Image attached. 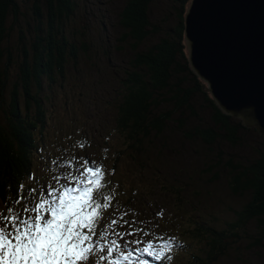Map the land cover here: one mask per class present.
Masks as SVG:
<instances>
[{"label": "trees", "instance_id": "1", "mask_svg": "<svg viewBox=\"0 0 264 264\" xmlns=\"http://www.w3.org/2000/svg\"><path fill=\"white\" fill-rule=\"evenodd\" d=\"M154 1L125 0L113 17L107 10L101 19L93 20L78 0H0V210L10 209L19 200L22 183L32 171V153L48 124L47 106L53 88L63 86L71 76L80 82L78 111L92 115L99 104L105 106L111 124L94 126L97 137H109L115 128L135 154L144 151L146 141L177 131L186 141L206 149L212 160L225 168L226 185L232 194L248 196L247 203L234 211L235 220L225 228L190 217L188 210L194 207L185 202L177 208L183 213L175 214L178 220H186L184 235L192 245L185 249V244L175 242L166 253L137 252L130 257L127 254V259L136 264H216L235 249L250 221L258 222L264 240V146L248 164L228 160L223 165L222 153L215 152L219 144L234 145L241 141V131L250 129L219 110L188 64L184 15L190 0H176V18L167 27L153 23ZM106 85L110 86V96L99 100L97 93ZM205 107L210 110L207 117L200 115ZM179 109L182 116L176 114ZM184 113L196 121L189 131ZM123 152L113 154L116 158L110 174L118 188L113 175ZM205 173L208 182L220 179L216 172ZM141 181V177L125 180L112 196L111 217L134 220L145 215L133 208L143 195ZM149 187L160 188L173 199L179 192L190 197L185 188L163 187L157 182ZM119 198H125L124 202ZM146 205L153 203L147 201ZM156 216L161 217V212ZM96 222L94 236L100 219ZM129 228L139 232L133 224ZM98 248L97 254L103 247L98 244ZM176 252L187 259L176 261Z\"/></svg>", "mask_w": 264, "mask_h": 264}, {"label": "rangeland", "instance_id": "2", "mask_svg": "<svg viewBox=\"0 0 264 264\" xmlns=\"http://www.w3.org/2000/svg\"><path fill=\"white\" fill-rule=\"evenodd\" d=\"M78 1L81 7H86L93 20H99L107 10L113 17L125 0ZM176 3V0H155L152 4L153 23L162 27L173 24L178 9ZM79 84L78 79L70 76L63 86H54L47 106L48 124L43 136L37 141L36 150L32 153L31 174L24 179L19 201L11 211L0 210V224L5 223V217L10 224L12 217L17 213H20L21 219L29 222L40 216L43 224L51 220L52 208L60 204L61 197L65 201H70L87 195L89 204L83 209V215L90 217V224L79 228L82 236L87 237L80 244V247L84 248L89 242L88 226H93L95 216L97 214L103 216L104 213L108 216L105 210L125 180L131 181L140 177L143 179L141 181L143 195L133 208L143 211L145 215L137 216L134 220H129V223L139 230L140 235L147 238L158 235L157 246L171 245L169 248L172 249L177 242L185 244L186 249L192 245L186 238L187 235H184L187 232L183 229L187 226L186 220L184 218L178 220L175 214L183 213L182 209L177 208L185 202L193 205L194 210H188V214L200 223L225 228L227 223L235 220L234 211L240 210L247 203L248 196L234 195L229 191L226 185L227 171L212 160L206 149L197 143L186 141L177 131H169L158 140L146 141L144 151L135 154L127 148L126 145L129 144L127 141L123 144L124 140L115 132V128H111L112 134L109 137L108 134H103L101 138L97 137L94 126L106 128L111 122L107 121L104 105L99 104L98 110L93 111L92 115L78 111ZM109 89L108 85L100 89L97 93L99 100L110 96ZM93 92L89 96H92ZM167 105L169 103L166 107ZM110 106L113 107L112 104ZM170 108H165V111H169ZM181 110H177L176 114L181 115ZM209 114L210 110L205 107V111L200 115L207 117ZM183 119H187L185 126L187 131L196 124L195 120L188 118L187 113H184ZM247 131H241V141L234 145L219 144L215 152L222 153L224 166L228 160H232L233 164L237 162L248 164L263 148L264 136L253 129ZM106 142L109 143L108 146ZM117 150H124L113 175V179L119 182V188L110 176L116 158L113 154ZM98 166L103 167L101 179L92 188H88L94 169ZM206 171L216 172L220 179L208 182L209 176ZM153 182L163 187L185 188L190 197L186 198L183 192H179L173 194V199L162 189L149 187ZM94 195H98V199L92 200ZM124 199L119 198L120 202H124ZM147 201H151L153 205L147 206ZM159 212L161 217L156 216ZM106 224L108 223L101 218L99 227L104 228ZM105 229L111 240H121L122 243L126 241L128 244L136 240L130 235L122 240L125 232L123 222L115 221ZM239 239L235 249L216 264H264L263 231L258 222L250 221L241 231ZM182 252H176L174 257L176 261L187 259V255L181 254ZM108 259L109 264H126L114 259L112 255ZM95 264L103 263L96 260Z\"/></svg>", "mask_w": 264, "mask_h": 264}, {"label": "water", "instance_id": "3", "mask_svg": "<svg viewBox=\"0 0 264 264\" xmlns=\"http://www.w3.org/2000/svg\"><path fill=\"white\" fill-rule=\"evenodd\" d=\"M184 44L219 110L264 136V0H190Z\"/></svg>", "mask_w": 264, "mask_h": 264}, {"label": "snow or ice", "instance_id": "4", "mask_svg": "<svg viewBox=\"0 0 264 264\" xmlns=\"http://www.w3.org/2000/svg\"><path fill=\"white\" fill-rule=\"evenodd\" d=\"M88 204L87 195L70 201L61 197L60 204L52 208V219L43 224L40 216L29 222L17 213L10 224L5 217V223L0 224V264H89L90 250L80 247L87 237L79 231L82 225L90 224V217L83 215ZM101 251L110 252L111 248Z\"/></svg>", "mask_w": 264, "mask_h": 264}]
</instances>
